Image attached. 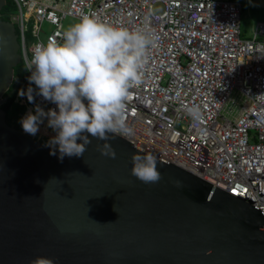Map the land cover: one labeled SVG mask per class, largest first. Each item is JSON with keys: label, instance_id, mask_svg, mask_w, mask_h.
<instances>
[{"label": "built area", "instance_id": "obj_1", "mask_svg": "<svg viewBox=\"0 0 264 264\" xmlns=\"http://www.w3.org/2000/svg\"><path fill=\"white\" fill-rule=\"evenodd\" d=\"M12 1L34 112L69 125L62 147L78 121L99 115L264 214V23L244 39L230 0ZM66 17L81 29L65 33Z\"/></svg>", "mask_w": 264, "mask_h": 264}, {"label": "water", "instance_id": "obj_2", "mask_svg": "<svg viewBox=\"0 0 264 264\" xmlns=\"http://www.w3.org/2000/svg\"><path fill=\"white\" fill-rule=\"evenodd\" d=\"M0 0V264H264V214L93 116L70 147L7 122L22 63ZM28 77V75H27ZM7 94V95H5Z\"/></svg>", "mask_w": 264, "mask_h": 264}, {"label": "rangeland", "instance_id": "obj_3", "mask_svg": "<svg viewBox=\"0 0 264 264\" xmlns=\"http://www.w3.org/2000/svg\"><path fill=\"white\" fill-rule=\"evenodd\" d=\"M237 2L242 7V14H241V36L244 39H252L254 37V31L256 29L257 24L264 23V0H230ZM158 10V9H156ZM63 31L65 33L73 32L76 33L81 29V22L78 18L75 17H66L62 21ZM31 25H29L28 31L30 30ZM52 27L44 23L43 25V33L44 36H41L42 40L45 41V35L49 34L52 31ZM28 41H31V34L30 32L27 33ZM73 53L70 52L68 54V58H73ZM26 79L27 74L25 76ZM30 80V79H29ZM31 81V80H30ZM32 83V81H31ZM33 84V83H32ZM35 87V86H34ZM100 88L92 87L89 91L90 92H97ZM37 106V105H36ZM31 110L25 112L23 117V125L27 128V132L34 137L38 138L40 141L45 142L48 145L57 147H62V144L58 138V136H63L67 130H69V125L64 123H52L51 121L47 120L46 117H43L41 112H34L30 113ZM27 113V114H26ZM28 122L27 124V117ZM90 118L80 120L78 123L74 125L75 134L74 137L69 140L68 145L71 146L75 139L79 136L82 132L83 128L87 124ZM14 127V126H13ZM25 131V129H24Z\"/></svg>", "mask_w": 264, "mask_h": 264}, {"label": "trees", "instance_id": "obj_4", "mask_svg": "<svg viewBox=\"0 0 264 264\" xmlns=\"http://www.w3.org/2000/svg\"><path fill=\"white\" fill-rule=\"evenodd\" d=\"M15 8L16 6L14 2L12 0H7L6 6L1 11V18L5 21H9L10 14H12L15 11ZM26 74H27V69L23 63L15 68L14 80L11 89L7 92V94L14 88H17V91L1 107L6 112L7 122L11 126H14L20 130H24L26 128L23 125V117H22L25 114V112H28L29 110L39 111L38 110L39 107L36 106L37 104L34 100L36 93L35 87L29 79L25 78ZM19 94L23 96L25 104H23L21 101H18ZM26 120H27V124L30 125V123L28 122V117ZM58 138L59 140L62 139V137L60 136H58Z\"/></svg>", "mask_w": 264, "mask_h": 264}, {"label": "clouds", "instance_id": "obj_5", "mask_svg": "<svg viewBox=\"0 0 264 264\" xmlns=\"http://www.w3.org/2000/svg\"><path fill=\"white\" fill-rule=\"evenodd\" d=\"M9 22H11V20H9ZM12 23V22H11ZM13 24V23H12ZM14 25V24H13ZM15 26V25H14ZM15 28H16V32H17V35H18V30H17V27L15 26ZM18 41H19V43H20V40H19V35H18ZM20 46H21V44H20ZM21 50V49H20ZM21 53V52H20ZM21 57H22V55H21ZM22 63H23V60H22ZM21 63V64H22ZM19 97V96H18ZM24 104V103H23ZM27 114V113H26ZM25 131L27 132V128H25ZM28 133V132H27ZM69 147H70V145H69ZM64 148V147H63Z\"/></svg>", "mask_w": 264, "mask_h": 264}]
</instances>
